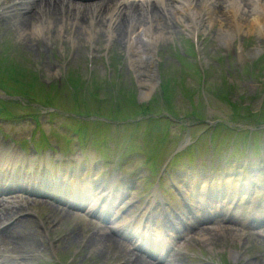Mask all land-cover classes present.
<instances>
[{
  "label": "rangeland",
  "instance_id": "rangeland-1",
  "mask_svg": "<svg viewBox=\"0 0 264 264\" xmlns=\"http://www.w3.org/2000/svg\"><path fill=\"white\" fill-rule=\"evenodd\" d=\"M52 5V4H51ZM57 5V4H56ZM116 14V10L114 12ZM69 13H66V15ZM75 19L77 21L82 20V17H80L79 15H75ZM68 17V16H66ZM5 16H1L0 15V42L4 39H8L11 41V43H13V45L18 49V55H24L26 58H28V62H27V66L33 68L34 67H38L40 69L43 70V74L45 75V77L47 78H51L54 81L56 80V82H60L64 79L63 75H64V71H65V67H62L61 64H63L64 62L66 63V67L71 68L72 70H75L76 73L82 74L83 76H85L84 74V66H85V58H86V53L88 50V45H87V38H88V30L87 28H85L80 36H75L73 35V28H68L65 31V36H66V40H63L62 42H60V49L58 47V43L59 40L58 37L56 39V34L55 31L53 30L54 28L50 29L46 34H44L46 37H50L51 41L53 42L55 47L58 48V50H51L49 45L47 44L46 41L48 40H38V41H34L35 38H33V35L31 36V32L27 31L25 32L24 36L19 37H13L12 33H10V28H8V24L6 25L5 23H2L1 21L5 20ZM105 19V20H104ZM160 19V18H159ZM103 23H106L107 18L103 17ZM161 20V19H160ZM187 20V17H186ZM34 21V20H33ZM36 22V21H34ZM96 23V24H95ZM95 30L96 33L98 34L97 37H95V41H94V49H93V54H95V49H96V55L97 58H95V65L96 68L94 70V75L97 76L96 81H103L106 77V64L103 61V56H107L109 57L111 60L113 61H118L120 62V64H122V66L120 67V78L116 77V81L118 82V86L122 87V88H131L132 92H134V94H136L137 96L140 95V99L141 98V91L142 88L140 87L139 89V80L137 82V79L135 78V84H134V74H133V69L131 68V64H129V61L127 59V56L125 55V51L127 48V43L121 41V38H118L120 40H118L116 37L113 41V45H109L107 42L106 44V49L105 48V44H104V40L107 34H105V25L102 26L103 24L96 19L95 21ZM101 25H100V24ZM179 23V24H177ZM54 24V23H53ZM166 24V29L167 32L164 33V36L160 37L159 42L160 45H158L160 47V50H164L161 52L163 53V61L169 65H173L175 63L174 61V56L172 55V48L170 49V47H172L173 45L177 44L176 39L178 40L180 37H183L184 31L182 30L183 28V22H178L177 20L174 22H171L169 24L167 23H163ZM174 24V25H173ZM180 25V26H179ZM33 25L29 26V25H25L24 27L26 28H30ZM55 26V24H54ZM163 27V25H162ZM216 27V26H214ZM13 32L16 33L19 30V28L14 27L13 28ZM89 29V28H88ZM216 29V28H214ZM23 30V29H22ZM218 30V29H217ZM100 33V34H99ZM62 35V34H61ZM85 37V38H84ZM92 38V37H91ZM99 38V39H98ZM30 40V43L26 42L27 40ZM75 40V41H74ZM34 41V42H33ZM66 41V42H65ZM176 41V42H175ZM52 43V44H53ZM245 44V43H244ZM256 44V43H255ZM35 46H37L35 48ZM96 46V47H95ZM205 50L208 52L213 51L214 49H217L216 46V41L214 39L210 38H206L205 39V43H203L202 45ZM33 49H32V48ZM256 47H261V49H264V40L262 41L259 40L258 44L256 45ZM43 48V49H42ZM108 48L109 51L107 50ZM218 50V49H217ZM22 56H19V60H22ZM37 64L35 65L34 64ZM52 63V64H51ZM53 65V66H52ZM240 70V69H239ZM238 70V71H239ZM53 81V82H54ZM250 81L252 82V84H254V86L252 85H247V86H242L238 88V92H241V94H237L236 91V85L234 84V82H232L230 80V82H225V81H218V83L212 84L209 88H207L209 91L211 89V91L217 92L222 90V92H230V90H232L233 93H231L230 98L234 101V102H239L241 103V107L243 108L244 111L248 113H251V111L255 108L258 107V103L260 102L259 98H255L252 99L253 97H257L258 95H262L264 92V83L261 86H257L254 82V80L250 79ZM256 85V86H255ZM159 86V83H156L155 88H151L150 90V96L149 97H153V95L155 96L157 87ZM148 97V98H149ZM147 98H144L142 100H146ZM241 108V109H242ZM248 109V110H247ZM48 208V207H47ZM51 209V208H49ZM45 209L42 208V211L40 209H37L38 216H31V219L28 221V227H27V233L31 236L33 235V238L35 240V243L42 246H46L48 244V238L47 236L51 239L52 236L55 237L56 239H61L64 242H61L58 246V250L57 249H53L52 253L54 252H61L63 253V251L67 252V243L66 241H69V237H65V229L63 228L62 224L64 223H60L57 222L58 220V214L55 212L57 210L55 209ZM54 210V211H53ZM60 212V211H57ZM40 216V217H39ZM48 217V218H47ZM47 221V222H46ZM67 227H69V231H70V226L67 225ZM73 232V231H72ZM31 238V239H33ZM250 264V262H249Z\"/></svg>",
  "mask_w": 264,
  "mask_h": 264
},
{
  "label": "bare ground",
  "instance_id": "bare-ground-1",
  "mask_svg": "<svg viewBox=\"0 0 264 264\" xmlns=\"http://www.w3.org/2000/svg\"><path fill=\"white\" fill-rule=\"evenodd\" d=\"M52 2L56 5L57 3H59V1L58 0H47V1H44L43 2V6H45V7H51V4H52ZM105 5H108V4H105ZM101 7V6H100ZM129 8H132V6L131 5H129ZM130 11V10H129ZM129 11H127V12H129ZM78 13V12H77ZM75 14V15H78V14ZM124 17H122L121 18V20H120V23H121V21H122V19H123ZM73 19H74V23L76 24L78 21L75 19V16L73 15ZM83 20V19H82ZM105 20V19H104ZM103 20V21H104ZM254 23H255V26L257 27L256 29H258V27L259 26H257V22L256 21H254ZM96 24V23H95ZM100 24V23H99ZM24 25V24H23ZM31 25H33L32 27L33 28H36V25L35 24H33V22H31V24L29 25V26H31ZM54 25V24H53ZM74 25V24H73ZM101 25V24H100ZM105 24L103 23V26H104ZM148 25L149 24H147L146 22H144L141 26H139V27H136V26H134V28L132 29V31L131 32H129L127 29H126V27H124V32L122 31V30H119V29H117V30H115V33H117L119 36H120V38H122L123 37V40H125V38H127V36H129V38H130V40H127V43L128 44H131V45H133V44H136L137 45V47H139V46H141L142 44H144L145 43V40L149 37V35H150V33L148 32L149 30H147V28H148ZM174 25V24H173ZM180 26V25H179ZM37 27H39L38 26V24H37ZM41 27V26H40ZM223 29H221L220 30V32H218V37H219V39H221V40H226L228 37H229V28L227 27V28H225L223 25L221 26ZM42 29H45V27H41V29H38L37 30V32L38 31H41ZM81 29H78V27L77 26H75V28H74V31L75 32H78V31H80ZM84 32V31H83ZM82 32H80V34H81ZM79 34V33H78ZM97 34V33H96ZM158 34H160V33H158ZM88 35H89V30H88ZM90 37V35L88 36V38ZM92 37V36H91ZM97 37V36H96ZM79 38V37H78ZM85 38V37H84ZM88 38H87V40H88ZM99 39V38H98ZM114 40H116L115 38H114ZM75 41V40H74ZM96 47V46H95ZM139 69L137 68L136 69V73L137 74H139V84H141V88H142V91H141V98L142 99H144V98H148L149 96H150V90H151V88H155V85H156V83H157V81H156V76H157V73H155V70H154V68H153V63H152V61H151V58H148V57H146V58H141L140 59V62H139ZM132 66V65H131Z\"/></svg>",
  "mask_w": 264,
  "mask_h": 264
}]
</instances>
